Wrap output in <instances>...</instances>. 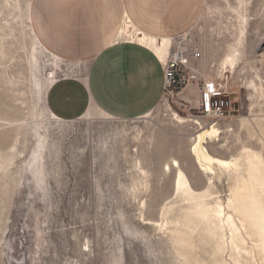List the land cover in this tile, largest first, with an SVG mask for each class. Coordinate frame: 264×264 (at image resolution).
<instances>
[{
  "label": "rangeland",
  "instance_id": "374dc122",
  "mask_svg": "<svg viewBox=\"0 0 264 264\" xmlns=\"http://www.w3.org/2000/svg\"><path fill=\"white\" fill-rule=\"evenodd\" d=\"M27 3L0 0V264H182L183 250L155 222L165 207L180 214L186 203L166 164L178 159L193 187L209 188L211 206L228 205L235 182L218 170L210 187L185 156L199 126L173 119L210 123L196 109L201 97L184 89L171 106L163 101L135 120L94 109L79 120L56 119L47 77L56 73L52 83L82 67L35 50ZM188 8L185 31L205 52L208 79L220 88L214 97L233 102L216 121L222 134L210 152L244 166L249 154L264 174V0H189ZM36 131L45 137L39 160ZM202 225L191 233L196 254L214 264ZM222 257L235 264L229 251Z\"/></svg>",
  "mask_w": 264,
  "mask_h": 264
},
{
  "label": "crops",
  "instance_id": "0c3cea01",
  "mask_svg": "<svg viewBox=\"0 0 264 264\" xmlns=\"http://www.w3.org/2000/svg\"><path fill=\"white\" fill-rule=\"evenodd\" d=\"M188 1L32 0L38 42L54 57L82 67L51 83L52 116L74 121L91 109L115 119L148 116L164 99L169 40L191 24ZM125 28L134 38L121 37Z\"/></svg>",
  "mask_w": 264,
  "mask_h": 264
},
{
  "label": "bare ground",
  "instance_id": "6f19581e",
  "mask_svg": "<svg viewBox=\"0 0 264 264\" xmlns=\"http://www.w3.org/2000/svg\"><path fill=\"white\" fill-rule=\"evenodd\" d=\"M31 4L32 0H28L26 9V27L29 30L28 34L34 43L35 50L45 53L48 58H52V53L38 42L33 27H31ZM126 30L127 28L122 30L121 37L124 39L134 38V36L128 37ZM188 33L189 32L184 33V36L186 37ZM139 39L145 44H151L145 37H139ZM177 42L178 38L169 40L167 55L163 58L165 63H167L168 57ZM153 45L152 47H154ZM198 47L201 48L204 56L201 61H199L198 65H193V67L206 79L209 85L208 88L218 93L220 91L218 84L208 79V69L204 65L205 52L201 46L198 45ZM55 74V72H52L47 77L45 83V87H47L46 94ZM188 89H194L198 96L201 97L200 89L197 85H191L186 90ZM196 93L191 94L189 98H197ZM163 101H166L167 104L170 105V101L168 98H165V96ZM188 101L192 102V100ZM48 110L50 112L49 107ZM208 112L207 116H200L212 119V121L207 124H204V120L201 121L200 118L195 117V119L187 120L176 114L173 120L177 121L179 125L180 123L183 125L191 122L193 125L197 124V126H199L196 135L191 138L190 149L188 151L185 150V156L189 159L192 166L195 168V172L198 173L199 176H206L210 182V187L212 186L215 176L219 174L218 170L231 174L235 182L230 191L231 196L228 200V205L221 201H216L217 204L211 206L209 201L211 195L209 188L207 190H201V188L193 187L187 175L188 173L184 172V168L181 167V163L178 159L171 158L172 160L170 163H167L165 167L167 170L174 168L176 174L175 187L180 192L179 198L186 203L180 208V214H177L176 209L172 206L168 208L165 207L162 210V222L154 221L156 225L159 226V230L165 233L169 232L174 243L179 245L183 250L182 264H202L197 257L195 241L193 236H191V233L196 230L201 223H203L202 232L208 237L209 242H213L214 244L212 250L214 264H227L223 261L222 256L228 251L235 264H242L240 261L244 257L248 260L251 259L255 264H264V174L262 171V164L258 160L253 159L249 154L246 155L248 158L246 166H244V164H239L235 159H224L212 154V152H210V143L211 141L219 139L222 134V130L216 121H221L226 115L225 117L216 115L215 112L212 111L211 104ZM37 133V136L39 135L38 140L40 149L38 148L34 157L39 160L42 159L43 149H45V137L41 133ZM241 167H244L245 171H247V175L234 174L239 173ZM143 168L145 167L143 166ZM141 170L145 173L144 169L141 168Z\"/></svg>",
  "mask_w": 264,
  "mask_h": 264
},
{
  "label": "built area",
  "instance_id": "2783aa9c",
  "mask_svg": "<svg viewBox=\"0 0 264 264\" xmlns=\"http://www.w3.org/2000/svg\"><path fill=\"white\" fill-rule=\"evenodd\" d=\"M175 38H178V42L175 43L164 66L165 87L163 95L170 101V99L178 97L184 89H187L191 85H197L202 98L196 109L203 116H207L211 104L212 111L216 115L225 117V109H232L233 102L229 99H215L214 96H217L220 91L216 93L214 90L212 91V89L208 88L209 85L206 79L193 67V65L197 66L204 56L201 48L198 47L196 41L190 36L185 37L184 34H181ZM184 105L188 108L190 103L186 102ZM190 112H192V108Z\"/></svg>",
  "mask_w": 264,
  "mask_h": 264
}]
</instances>
